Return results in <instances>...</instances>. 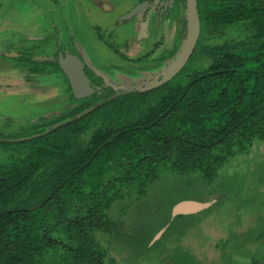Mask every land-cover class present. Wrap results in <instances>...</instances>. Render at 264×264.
I'll return each instance as SVG.
<instances>
[{
	"label": "trees",
	"instance_id": "16d2710c",
	"mask_svg": "<svg viewBox=\"0 0 264 264\" xmlns=\"http://www.w3.org/2000/svg\"><path fill=\"white\" fill-rule=\"evenodd\" d=\"M199 13L195 52L169 83L118 98L98 109L103 117L66 126L73 138L40 136L26 157L0 165V264H109L97 236L116 227L108 209L123 190L144 195L164 172L212 183L264 139V0H200ZM239 23L250 33L225 37Z\"/></svg>",
	"mask_w": 264,
	"mask_h": 264
},
{
	"label": "rangeland",
	"instance_id": "374dc122",
	"mask_svg": "<svg viewBox=\"0 0 264 264\" xmlns=\"http://www.w3.org/2000/svg\"><path fill=\"white\" fill-rule=\"evenodd\" d=\"M38 1L48 9L55 8L51 19L60 27L64 42L74 41L78 49L81 47L80 53L87 46L96 58L103 56L106 64L100 66L107 67L113 75H118L122 66H130L115 56L118 52L110 45L115 40L107 30L97 29L93 19L88 21V0ZM29 9L23 0H0V16L28 13ZM90 25L95 27L93 32L87 31ZM170 28L172 35L174 21ZM249 33L247 26L239 23L229 26L225 37ZM18 54H0V72L17 73L30 81L26 87L21 81L0 84V139L6 141L27 135L41 122L51 124L52 117L56 121L59 113L75 102L71 96L63 95V83L55 79L57 75H49L50 66L39 64L41 74L30 75L20 67L24 60ZM143 70L133 67L129 75L141 81L146 76ZM34 93H41L42 99L48 101L34 105ZM64 128L53 133L55 137L64 133ZM24 150L18 143H0V165L23 157ZM122 194L108 209L116 227L97 236L108 251L109 264H252L254 258L264 256V139L256 140L248 150L230 159L212 183L199 174L164 172L144 195L135 189H125ZM212 197L217 200L212 206L172 217L178 202L208 201Z\"/></svg>",
	"mask_w": 264,
	"mask_h": 264
},
{
	"label": "flooded vegetation",
	"instance_id": "af4514ba",
	"mask_svg": "<svg viewBox=\"0 0 264 264\" xmlns=\"http://www.w3.org/2000/svg\"><path fill=\"white\" fill-rule=\"evenodd\" d=\"M88 1L90 3L88 21L93 19L97 29L103 28L107 30L110 37L115 40L114 44H110L115 46V50L118 52L115 56L130 65L122 66L119 69L120 71H118V75H113L107 67L100 66V64H106L101 59L103 56L96 58L87 46L86 50L84 49V52L80 53L79 50H81V47L78 49L74 41L70 43L62 40L60 37V27L51 19L55 8L48 9V7H44L38 0H23V5L30 7L28 13L5 14L0 16V54L19 53L20 55L18 54L17 57L24 60L21 61L20 67L25 68L30 75L34 76L41 74L42 67L39 64L44 63L50 66L49 75H57L58 77L56 76L55 79H59L63 83V95L71 96L75 100L69 108L59 113L60 115L56 118V121L52 117L50 119L53 120L50 122L51 124L45 126L41 122L40 126L33 127L27 135L22 134L10 141H6L4 138L0 139V143H18L22 148H25V155L23 157L13 159L4 165H11L16 160L26 157L37 146L32 141L40 136L52 134L53 141L63 140L65 136L69 138L71 135L73 138L72 131H66L58 137H55L53 133L59 132L60 128L69 126L76 120H81L85 117L88 119L89 115L94 112L96 118L103 117L106 112L99 111L98 109L118 98L126 95H135L138 92L145 93L159 88L157 87L146 91L139 89V87H146L156 79L159 72L169 64L171 57L178 52L181 42L186 35L187 0H118L114 3L107 0ZM199 3L200 0H198V8ZM100 11L102 12V16L99 15ZM91 13H97L98 16L92 17ZM107 20H110V23ZM173 21L175 22V28H173V34L170 35V26ZM90 26L92 27L90 28L91 30L87 31L93 32L95 27L94 25ZM166 32H168L167 35ZM43 46L46 49H43ZM60 53H72L78 55L80 58L81 56L84 57L86 84L88 83L89 87L86 88V91L80 98L75 96L70 80L60 66ZM38 55L48 56L50 59L43 61L34 60V57ZM132 66L134 69H144L143 73L146 76L141 81L129 75V72L133 68ZM6 72H8L7 75H5ZM18 81H21L25 87L30 82L27 78L22 79L19 77L17 73L10 74L9 71L5 70L0 72V84L2 86L9 84L15 85ZM129 88L133 90L127 94L113 98L85 116L77 118L65 126L47 132L55 124L70 118H76L80 113L97 105L99 102H103L116 93ZM10 92L12 91L10 90ZM25 93L27 94L28 92ZM34 99V105L48 101V99L45 101L42 99L41 93H34ZM84 102H86V109L80 111L75 116L68 117L74 108ZM87 123H90V119L87 120ZM86 129L77 138L79 142H83L84 146L86 145V140H89L93 133V130L89 126Z\"/></svg>",
	"mask_w": 264,
	"mask_h": 264
},
{
	"label": "water",
	"instance_id": "95a60500",
	"mask_svg": "<svg viewBox=\"0 0 264 264\" xmlns=\"http://www.w3.org/2000/svg\"><path fill=\"white\" fill-rule=\"evenodd\" d=\"M201 36V17L198 8V0H187L186 4V35L181 42L178 52L170 59L169 64L162 69L156 79L148 84L146 87H139L140 90L146 91L151 90L157 87L162 86L168 81L172 80L190 61L193 56L195 49L197 47L198 41ZM78 55L72 53H60L59 62L62 70L68 76L72 90L77 98L82 97L83 93L86 91V88L89 87V84H86V74L84 71L85 62ZM48 56H35L34 60H48ZM133 89L129 88L124 91L118 92L112 97L106 99L103 102H99L97 105L92 106L91 108L80 113L76 118H70L65 121H62L56 124L53 128L47 132L58 129L59 127L65 126L77 118H81L86 114L90 113L94 109L103 105L104 103L116 98L120 95H124L132 91ZM216 198H212L208 201H198V200H182L178 202L172 210V217H177L184 214H192L200 212L216 202ZM158 238V236H157Z\"/></svg>",
	"mask_w": 264,
	"mask_h": 264
}]
</instances>
